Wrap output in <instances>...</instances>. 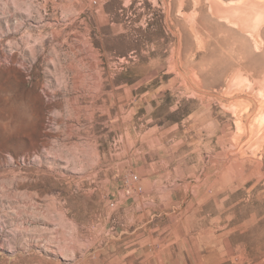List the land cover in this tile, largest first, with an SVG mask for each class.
Here are the masks:
<instances>
[{
    "label": "rangeland",
    "instance_id": "1",
    "mask_svg": "<svg viewBox=\"0 0 264 264\" xmlns=\"http://www.w3.org/2000/svg\"><path fill=\"white\" fill-rule=\"evenodd\" d=\"M0 264H264V0H0Z\"/></svg>",
    "mask_w": 264,
    "mask_h": 264
},
{
    "label": "crops",
    "instance_id": "2",
    "mask_svg": "<svg viewBox=\"0 0 264 264\" xmlns=\"http://www.w3.org/2000/svg\"><path fill=\"white\" fill-rule=\"evenodd\" d=\"M155 150L154 151H150V159L147 160V164L145 165L144 168V174L141 176H139V182L138 185L141 186L142 188L144 187H154L157 183L159 182H163L164 180H170V178L168 177V175H173V170L177 171V168L180 166H177L176 164L173 165H165V163L167 162V160H165L164 155H160L158 154L159 157H157L156 151L159 150V152L162 150L161 148H157L156 145H152ZM150 146V148L152 147ZM160 146V145H159ZM191 168H188L185 172L187 174L191 173ZM169 173H168V172ZM172 171V172H171ZM135 174H137V171H134ZM144 186V187H143ZM153 193V191L150 192V194Z\"/></svg>",
    "mask_w": 264,
    "mask_h": 264
},
{
    "label": "built area",
    "instance_id": "3",
    "mask_svg": "<svg viewBox=\"0 0 264 264\" xmlns=\"http://www.w3.org/2000/svg\"><path fill=\"white\" fill-rule=\"evenodd\" d=\"M138 182H139V176L138 175H131L127 180H126V182H125V192H126V194H127V196H130L132 193H133V191H137V192H139V191H141L142 190V188L140 187V186H137L136 188H135V190L133 189V186L134 185H137L138 184ZM133 190V191H132ZM118 202H113V203H111V208H116L117 206H118Z\"/></svg>",
    "mask_w": 264,
    "mask_h": 264
},
{
    "label": "bare ground",
    "instance_id": "4",
    "mask_svg": "<svg viewBox=\"0 0 264 264\" xmlns=\"http://www.w3.org/2000/svg\"><path fill=\"white\" fill-rule=\"evenodd\" d=\"M255 12V11H254ZM252 25V24H251ZM252 27V26H251ZM255 29H256V27H255ZM255 29H253V30H255Z\"/></svg>",
    "mask_w": 264,
    "mask_h": 264
}]
</instances>
